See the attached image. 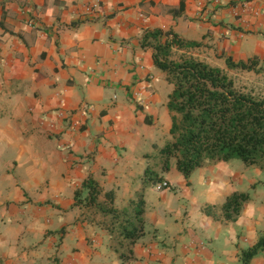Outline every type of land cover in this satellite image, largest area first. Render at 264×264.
I'll return each instance as SVG.
<instances>
[{"label":"crops","instance_id":"obj_1","mask_svg":"<svg viewBox=\"0 0 264 264\" xmlns=\"http://www.w3.org/2000/svg\"><path fill=\"white\" fill-rule=\"evenodd\" d=\"M153 29L201 43L178 52L212 66H264V0H0V264H240L264 235V173L238 160L188 180L172 163L168 186L143 192L145 234L127 263L106 229L80 221L85 179L123 207L144 154L169 139L172 85L140 45ZM234 192L250 196L235 221L203 212Z\"/></svg>","mask_w":264,"mask_h":264},{"label":"trees","instance_id":"obj_2","mask_svg":"<svg viewBox=\"0 0 264 264\" xmlns=\"http://www.w3.org/2000/svg\"><path fill=\"white\" fill-rule=\"evenodd\" d=\"M183 6L177 12H181ZM142 48L152 50L153 63L172 85L167 109L171 125L169 139L154 153L144 154L147 161L141 190L123 207L114 204V193L104 192L91 177L74 192V206L80 210V221L96 223L106 229L110 247L122 263L133 260V246L145 234L143 192L163 181L172 163L188 180L197 169L212 163L241 161L264 173V96L239 87L229 70L264 73L257 58L234 61L225 59L227 70L178 51L202 46L186 41L173 30H146ZM247 192H234L220 206L204 205L203 212L222 222L235 221ZM264 250V235L251 247L241 250L240 264H250Z\"/></svg>","mask_w":264,"mask_h":264},{"label":"rangeland","instance_id":"obj_3","mask_svg":"<svg viewBox=\"0 0 264 264\" xmlns=\"http://www.w3.org/2000/svg\"><path fill=\"white\" fill-rule=\"evenodd\" d=\"M182 53L176 52L174 58L177 59ZM185 54L193 56L192 52L189 54L185 52ZM193 57L199 59L197 56ZM227 72L234 78L236 84L245 91H249L258 96H264V74L247 71L245 72L241 70H229Z\"/></svg>","mask_w":264,"mask_h":264},{"label":"built area","instance_id":"obj_4","mask_svg":"<svg viewBox=\"0 0 264 264\" xmlns=\"http://www.w3.org/2000/svg\"><path fill=\"white\" fill-rule=\"evenodd\" d=\"M167 186H168V183L165 182V181L156 184V188H157V189L166 188Z\"/></svg>","mask_w":264,"mask_h":264}]
</instances>
